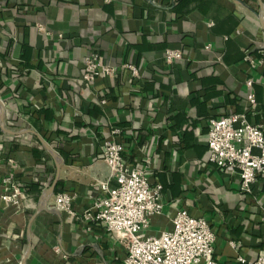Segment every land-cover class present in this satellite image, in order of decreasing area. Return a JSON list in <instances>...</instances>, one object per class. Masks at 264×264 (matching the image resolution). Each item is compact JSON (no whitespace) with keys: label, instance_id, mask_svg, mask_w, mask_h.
Returning a JSON list of instances; mask_svg holds the SVG:
<instances>
[{"label":"crops","instance_id":"1","mask_svg":"<svg viewBox=\"0 0 264 264\" xmlns=\"http://www.w3.org/2000/svg\"><path fill=\"white\" fill-rule=\"evenodd\" d=\"M259 11L258 0H0V100L11 132L0 136V192L6 175L21 189L19 205L0 200V264L124 257L113 232L82 216L108 179L100 149L113 128L125 162L162 186L150 234L185 209L208 221L216 264L264 253V175L244 194L238 176L206 162L210 119L244 114L264 127V61L248 54L264 47ZM169 48L181 59L166 63ZM91 53L114 73L84 80ZM62 191L74 194L72 214L54 207Z\"/></svg>","mask_w":264,"mask_h":264},{"label":"built area","instance_id":"2","mask_svg":"<svg viewBox=\"0 0 264 264\" xmlns=\"http://www.w3.org/2000/svg\"><path fill=\"white\" fill-rule=\"evenodd\" d=\"M179 49H166L164 59L171 63L181 59ZM251 67L256 61L246 56ZM262 62V60H258ZM123 68L137 74L131 64ZM115 68L104 65L96 53L84 57L82 78L93 81L99 75H112ZM247 85H251L248 80ZM248 99L254 103L253 94ZM118 129H111L113 138L103 141L100 154L109 176L99 183L102 191L90 209L82 216L96 221L109 231L125 248L124 257L117 264H216L213 257L214 233L203 217L192 216L178 209L171 218V228L160 234H150L151 219L162 213L161 184H151L144 170L127 164L122 156L123 146L114 138ZM206 162L224 168L239 177L240 191L251 193L252 183L264 175V127L247 120L244 114H230L209 120ZM74 194L62 191L54 198V207L72 214ZM21 189L11 175L4 176L0 200L19 205ZM264 220V216H263ZM16 264H22L18 262ZM235 264H264V253L254 260L237 256Z\"/></svg>","mask_w":264,"mask_h":264},{"label":"water","instance_id":"3","mask_svg":"<svg viewBox=\"0 0 264 264\" xmlns=\"http://www.w3.org/2000/svg\"><path fill=\"white\" fill-rule=\"evenodd\" d=\"M258 3H259V6H260V11L258 13V19H259V23H260V26H261V29L262 31L264 32V22H263V16H262V13H263V8H262V0H258ZM4 114H5V111H4V104L3 102L0 100V129L2 131H5V132H9L11 133L10 131H8L5 127H4V123H3V120H4ZM42 144L44 145V147L46 148V150H48V152H50V154L53 156L55 162H56V166L57 168L59 167V164H60V161L57 157V154L51 150L49 148V146L42 141ZM55 185V182L53 183V185L51 187H49L48 189H46L42 194H41V198H40V204H39V209L41 208H44V203H45V200H46V197L52 193L53 191V187ZM23 264V263H22Z\"/></svg>","mask_w":264,"mask_h":264},{"label":"trees","instance_id":"4","mask_svg":"<svg viewBox=\"0 0 264 264\" xmlns=\"http://www.w3.org/2000/svg\"><path fill=\"white\" fill-rule=\"evenodd\" d=\"M248 54H250V55H253L255 58H257L258 60H262V61H264V47L263 48H258V49H255V50H253V51H251V52H249ZM253 68V67H252ZM120 133V132H119ZM2 134H4L3 133V131H1V129H0V136L2 135ZM120 143L122 144V146H123V140L122 141H120ZM124 147V146H123ZM124 151V150H123ZM122 156H123V152H122ZM162 191V190H161Z\"/></svg>","mask_w":264,"mask_h":264}]
</instances>
